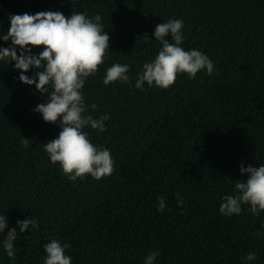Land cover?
<instances>
[{"label": "trees", "instance_id": "1", "mask_svg": "<svg viewBox=\"0 0 264 264\" xmlns=\"http://www.w3.org/2000/svg\"><path fill=\"white\" fill-rule=\"evenodd\" d=\"M49 8L99 12L112 49L105 64L130 63L133 81L159 47L155 25L172 16L185 21L183 46L208 54L217 71L141 91L103 85L100 66L85 93L111 118L92 139L111 148L116 170L71 182L42 150L59 128L31 110L41 97L0 62V212L7 209L9 227L30 215L40 221L18 237L14 260L0 250V264H41L50 236L71 244L73 264H142L156 248V264H244L249 251L258 259L247 264H264V236L252 235L264 212L218 211L240 162H264V0H0V31L10 14ZM178 192L187 207L177 205Z\"/></svg>", "mask_w": 264, "mask_h": 264}, {"label": "clouds", "instance_id": "2", "mask_svg": "<svg viewBox=\"0 0 264 264\" xmlns=\"http://www.w3.org/2000/svg\"><path fill=\"white\" fill-rule=\"evenodd\" d=\"M7 31H0V62L18 72L16 79L27 86H34L42 102L31 110L39 113L43 121L56 125L58 134L41 144L49 163L58 167L68 181L75 182L91 177L97 181L111 176L116 170L115 158L110 147L95 143L93 131L104 133L109 112H98L96 102H88L85 85L103 67L101 83L105 86L123 83L141 91L147 88L167 90L178 75L195 79L198 72L211 76L216 70L213 59L199 48H185V21L169 17L155 25L152 36L159 47L154 55L144 60L130 76L132 65L109 59L110 36L99 12L39 10L8 16ZM150 41L147 33L143 35ZM27 142V139L25 140ZM240 177L235 179L231 192L223 194L218 205L222 216L232 218L247 208L248 213L259 217L264 212V162L248 164L241 161ZM177 205L187 207L182 193H175ZM158 211L166 210V197L157 196ZM7 210V209H6ZM5 211L0 212V250L10 259L16 258V240L29 229L40 228L34 215L16 220L9 227ZM168 211L171 209L168 208ZM7 229V231H5ZM252 235L264 236V222ZM41 264H73L68 250L71 244L50 236L42 245ZM160 249L144 255L142 264H156ZM244 264L258 259L257 252L249 251L242 258Z\"/></svg>", "mask_w": 264, "mask_h": 264}]
</instances>
